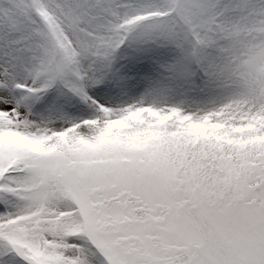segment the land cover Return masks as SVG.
<instances>
[{"label":"snow or ice","instance_id":"1","mask_svg":"<svg viewBox=\"0 0 264 264\" xmlns=\"http://www.w3.org/2000/svg\"><path fill=\"white\" fill-rule=\"evenodd\" d=\"M0 264H264V0H0Z\"/></svg>","mask_w":264,"mask_h":264}]
</instances>
